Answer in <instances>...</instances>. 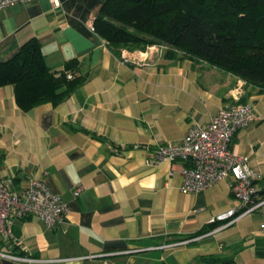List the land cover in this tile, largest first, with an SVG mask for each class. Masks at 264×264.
<instances>
[{
    "label": "crops",
    "instance_id": "crops-1",
    "mask_svg": "<svg viewBox=\"0 0 264 264\" xmlns=\"http://www.w3.org/2000/svg\"><path fill=\"white\" fill-rule=\"evenodd\" d=\"M104 2L29 0L0 9V61L36 37L51 69L76 61L86 76L61 103L28 111L14 85L0 87V175L16 192L41 178L68 205L55 228L36 215L14 219L17 251L41 259L34 264H206L200 257L211 253L264 264V204L211 222L239 204L233 178L184 191L185 161L156 158L159 145L181 142L193 123L250 102L259 118L236 132L232 148L262 172L264 199V88L204 59L161 54L157 44L115 54L91 28ZM78 183L85 188L75 196ZM0 264L25 263L0 256Z\"/></svg>",
    "mask_w": 264,
    "mask_h": 264
},
{
    "label": "trees",
    "instance_id": "trees-1",
    "mask_svg": "<svg viewBox=\"0 0 264 264\" xmlns=\"http://www.w3.org/2000/svg\"><path fill=\"white\" fill-rule=\"evenodd\" d=\"M93 25L117 55L123 49L164 44L167 56L181 52L183 57L204 59L264 88V0H105ZM76 65L70 61L62 70L51 69L41 43L32 37L14 56L0 61V87L14 85L24 111L46 102L57 105L85 81ZM257 242L262 254L264 239ZM200 260L236 264L233 257L218 253Z\"/></svg>",
    "mask_w": 264,
    "mask_h": 264
},
{
    "label": "built area",
    "instance_id": "built-area-1",
    "mask_svg": "<svg viewBox=\"0 0 264 264\" xmlns=\"http://www.w3.org/2000/svg\"><path fill=\"white\" fill-rule=\"evenodd\" d=\"M25 1L29 0H0V9ZM51 1L58 4V0ZM91 28L95 30L93 24ZM157 45V50L161 54L168 49L167 45ZM68 77H72V74L69 73ZM258 118L250 102L233 103L219 108L207 125L193 123L181 142L162 144L156 150V158L159 160L185 161L182 185L184 191L206 190L227 176L233 178L231 190L239 204L212 217L211 222L237 219L260 209L264 204L259 185L263 178L262 172L250 164L247 155L240 154L232 148L236 132ZM10 183L11 179L0 175V244L7 246L0 248V256L25 264H34L41 259L17 251L20 237L14 231L13 220L36 215L47 227L55 228L65 221L68 205L41 178H30L20 192L12 190ZM84 188L83 184L78 183L74 188V195H80ZM260 230L264 234V212Z\"/></svg>",
    "mask_w": 264,
    "mask_h": 264
}]
</instances>
